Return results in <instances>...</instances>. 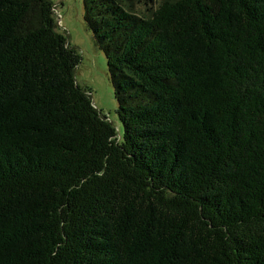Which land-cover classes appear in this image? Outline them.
Listing matches in <instances>:
<instances>
[{"label": "trees", "instance_id": "1", "mask_svg": "<svg viewBox=\"0 0 264 264\" xmlns=\"http://www.w3.org/2000/svg\"><path fill=\"white\" fill-rule=\"evenodd\" d=\"M154 3L83 0L119 130L54 2L0 0V264H264V0Z\"/></svg>", "mask_w": 264, "mask_h": 264}, {"label": "rangeland", "instance_id": "2", "mask_svg": "<svg viewBox=\"0 0 264 264\" xmlns=\"http://www.w3.org/2000/svg\"><path fill=\"white\" fill-rule=\"evenodd\" d=\"M52 1L59 27L66 34L68 43L80 55V62L76 68L77 82L89 89L94 106L117 129L122 130L123 126L117 112L118 101L110 80L107 58L104 51L95 44L93 33L87 29L84 22L83 0ZM162 1L155 0L154 6ZM135 8L137 12L145 13L143 5L137 4Z\"/></svg>", "mask_w": 264, "mask_h": 264}, {"label": "water", "instance_id": "3", "mask_svg": "<svg viewBox=\"0 0 264 264\" xmlns=\"http://www.w3.org/2000/svg\"><path fill=\"white\" fill-rule=\"evenodd\" d=\"M58 23V22H57Z\"/></svg>", "mask_w": 264, "mask_h": 264}]
</instances>
